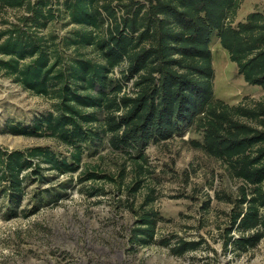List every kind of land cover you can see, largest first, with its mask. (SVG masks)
<instances>
[{
	"label": "trees",
	"instance_id": "16d2710c",
	"mask_svg": "<svg viewBox=\"0 0 264 264\" xmlns=\"http://www.w3.org/2000/svg\"><path fill=\"white\" fill-rule=\"evenodd\" d=\"M129 1L118 15L112 3L100 0H0L1 15L23 10L16 21L1 16L0 71L26 91L52 99L31 125L8 123L5 132L54 138L69 149V156L61 157L49 146H0L1 192L18 207L29 180L46 182L78 171L83 144L103 136L143 170L140 159L148 161L150 142L168 140L197 123L203 139L192 143L243 181L235 200L230 197L234 209L223 244L236 255L248 252L264 238V97L237 105L214 100L210 43L217 32L239 74L264 89V14L252 11L234 25L241 0ZM101 9L111 21L103 33ZM62 13L79 28L60 42L45 29ZM86 47L97 57L79 51ZM69 48L76 51L72 57L64 54ZM124 62L122 77L113 78ZM130 80L132 91L126 89ZM80 178L118 182L113 174L88 167ZM141 187L137 180L129 191ZM99 190L93 187L91 194ZM153 201L149 197L133 211L132 246L155 240L162 217L150 206ZM202 243L181 238L164 244L182 256Z\"/></svg>",
	"mask_w": 264,
	"mask_h": 264
},
{
	"label": "rangeland",
	"instance_id": "374dc122",
	"mask_svg": "<svg viewBox=\"0 0 264 264\" xmlns=\"http://www.w3.org/2000/svg\"><path fill=\"white\" fill-rule=\"evenodd\" d=\"M105 1L112 3L118 15H123V5L130 2L100 0L99 4ZM101 11L104 24L99 31L103 33L111 21ZM252 11L264 14V0H241L233 24L245 20ZM22 12L9 9L0 14V28L5 26L1 16L16 21ZM78 28L62 13L45 33L57 35L61 42ZM210 47L215 70L214 100L237 105L264 97L261 86L247 83L239 74L217 32ZM79 51L97 57L91 47ZM75 53L72 48L64 52L69 57ZM126 68L124 62L111 76L121 78ZM126 89H134V80L128 81ZM51 103V98L26 91L0 71V146H49L59 156H69L68 147L54 138L5 132L8 123L31 125ZM202 139V130L195 123L168 140L150 142L146 148L148 161L140 159L144 165L141 170L135 160L114 150L108 136H103L83 144L85 151L78 171L50 177L52 180L46 182L29 180L18 207L11 206L0 187V264H264V238L240 255L224 248V230L230 226L234 209L230 197L235 200L243 181L233 176L222 160L192 143ZM86 167L113 174L118 182L84 181L80 176ZM137 180H141L142 187L133 193L129 188ZM93 187L102 190L92 195ZM149 197L154 198L150 206L162 217L155 240L149 245L132 246L129 238L136 219L133 211ZM181 238L203 239V243L197 250L177 256L171 253L170 245ZM167 241L168 246L164 244Z\"/></svg>",
	"mask_w": 264,
	"mask_h": 264
}]
</instances>
